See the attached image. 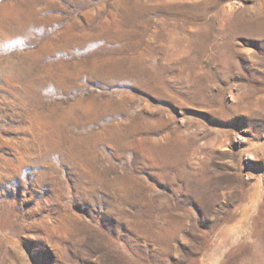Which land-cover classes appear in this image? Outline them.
Instances as JSON below:
<instances>
[{
	"label": "rangeland",
	"instance_id": "rangeland-1",
	"mask_svg": "<svg viewBox=\"0 0 264 264\" xmlns=\"http://www.w3.org/2000/svg\"><path fill=\"white\" fill-rule=\"evenodd\" d=\"M0 264H264V0H0Z\"/></svg>",
	"mask_w": 264,
	"mask_h": 264
}]
</instances>
